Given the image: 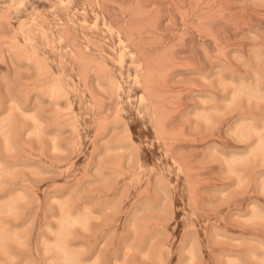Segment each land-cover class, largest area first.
Listing matches in <instances>:
<instances>
[{"label": "rangeland", "instance_id": "374dc122", "mask_svg": "<svg viewBox=\"0 0 264 264\" xmlns=\"http://www.w3.org/2000/svg\"><path fill=\"white\" fill-rule=\"evenodd\" d=\"M0 264H264V0H0Z\"/></svg>", "mask_w": 264, "mask_h": 264}]
</instances>
